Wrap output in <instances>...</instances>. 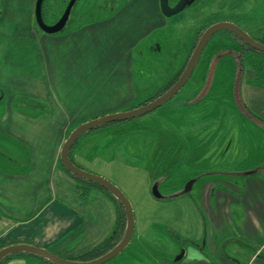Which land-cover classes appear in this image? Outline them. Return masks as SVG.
I'll list each match as a JSON object with an SVG mask.
<instances>
[{
	"label": "crops",
	"instance_id": "obj_1",
	"mask_svg": "<svg viewBox=\"0 0 264 264\" xmlns=\"http://www.w3.org/2000/svg\"><path fill=\"white\" fill-rule=\"evenodd\" d=\"M35 2L0 0V56L1 62L4 61L0 72L4 74L7 62L13 66L22 62L28 72L33 69V75L24 84L15 82V71L6 75L12 79L9 87L5 86L7 82L0 81V249L28 244L62 258L82 260L116 229L119 212L102 190L90 188L84 192L60 165V149L74 125L117 111L131 99L132 87L127 81L120 88L125 92L102 108L95 105L98 102L95 94L86 99L64 96L56 87L62 84V69L82 63L47 54L49 34L41 37L45 44L42 61L30 51L25 60L10 57L11 40L24 42L23 36H29L32 42L34 37L40 38L42 30L35 21ZM162 19L151 17V28L161 26ZM95 21L81 24L69 33L103 27L97 23L105 22ZM235 23L251 34L241 22ZM260 29L255 30L264 37V30ZM139 37L137 34L134 39L116 43L113 49L108 47L114 58L110 64L121 68L129 78L130 52ZM47 45L54 49L55 45ZM46 58L50 60L48 64ZM221 58L224 57L217 62ZM231 60L225 64L237 76L233 94L238 119L255 120L253 125L260 127L264 137V66L260 64L264 61L255 60L253 65L244 61L242 67L235 59ZM110 132L111 129L83 136L72 148L71 158L85 170L111 180L132 204L131 240L111 264H145L146 261L138 259L146 250L145 245L156 246L157 241L166 238L170 239V245L180 242L185 250L181 259L174 260L178 251L175 253L171 246L160 248L167 258L171 257L170 264H264V156L252 153L249 146L252 141L247 142L239 133L241 138L233 146L244 155L246 162L242 168L222 169L221 177L209 178L192 193L180 194L181 190L176 189L158 198L152 194V183L166 169L159 170L158 166L151 173L144 162L130 160L126 148H117L111 141ZM230 142L222 147L229 150ZM151 257L152 263L147 264L165 262L158 253H152ZM4 264L54 263L18 252Z\"/></svg>",
	"mask_w": 264,
	"mask_h": 264
},
{
	"label": "rangeland",
	"instance_id": "obj_2",
	"mask_svg": "<svg viewBox=\"0 0 264 264\" xmlns=\"http://www.w3.org/2000/svg\"><path fill=\"white\" fill-rule=\"evenodd\" d=\"M68 1L44 0L42 14L45 22H55L62 15ZM128 4L126 0H77L65 28L46 38V53L52 58L57 56L61 60L82 63L76 67L68 66L62 69V84H56V87L64 96L72 95L86 99L95 94V99L98 100L95 105L100 108L108 107L113 99H117V94L122 95L121 93L125 92L120 88L128 81L132 87L131 99L117 111L128 110L154 99L169 85L182 70L196 39H199L198 33L204 27L230 19L241 22L255 38H261L255 29L260 27V31L264 30V0L195 2L190 8L162 19V25L156 28H151L152 20L142 15V3L135 1ZM86 16H92L95 22L105 20L97 23L103 27H93L88 31L70 34L71 29L81 26H77L76 20ZM137 34L140 37L130 52L129 78L128 75H123L121 68L110 64L114 58H111L109 53H113L110 49H113L116 43L123 39H134ZM43 35L48 34L41 31L40 38L34 37L32 42L29 36H23L24 42L11 40L10 57L25 60L30 51L42 61V44L45 45L41 39ZM216 36L210 46L207 45L201 53L188 81L170 100L141 116L99 130L103 132L111 129V141L114 145L117 148H126L129 159L144 162L151 173L155 172V167L169 162L161 167L169 169L164 173L165 176L157 177L152 183V186L157 185L161 194L176 189L182 191L190 179H195L192 189L185 192L192 193L199 190L209 178L221 177L219 172L222 169L242 168L246 162L244 155L238 153V148H233L238 138H241L239 133L247 142L260 140L261 142H255L254 145L250 143L249 146L252 147V153L264 156V149L260 150V147L264 146L260 127L253 125L256 124L253 119L248 122L238 119L234 100L236 98L233 94L237 76L231 67L225 64H229L238 53L233 50L235 45L231 40L232 35L222 31ZM48 43L55 45L54 49L50 50ZM219 48L232 51L225 53L224 58L217 62L215 51ZM250 57H256L254 59L259 62L264 60V53L257 52ZM2 62L0 56V64H3ZM49 62L46 58V64ZM7 66L4 74L0 72V81L7 82L5 86L11 85L12 79L6 75L12 74L13 71L17 77L15 82L21 84L33 75V69L30 68L28 72L22 62L15 66L7 62ZM241 128L244 129L240 130ZM106 142L104 140V144ZM228 142L229 150L222 147ZM169 240L161 239L157 241L156 246L151 243L145 245L146 250L138 257L139 262L142 260L146 261L145 264L152 263L151 254L158 253L161 261H165L162 264H170L171 257L167 258L160 248L171 246L175 253L178 251L175 256L183 249L180 242L176 241L175 246L173 243L168 244ZM119 255L103 264H111Z\"/></svg>",
	"mask_w": 264,
	"mask_h": 264
},
{
	"label": "water",
	"instance_id": "obj_3",
	"mask_svg": "<svg viewBox=\"0 0 264 264\" xmlns=\"http://www.w3.org/2000/svg\"><path fill=\"white\" fill-rule=\"evenodd\" d=\"M76 2L77 0H69L62 15L52 24H48L45 22L43 18V14H42V7H43L44 0H36L35 20H36L38 27L48 34H56V33L61 32L65 28L67 22L69 21L72 8L76 4ZM160 2H161V6H162V10L164 14L171 16L173 14H177L178 12L183 10L185 7L190 5L193 2V0H179L173 6H170L168 4V0H160ZM224 30L229 31L232 35H234L235 37H238L245 44L255 49L257 52L264 53V43L254 38L252 35H250L247 31H245L239 25L235 24L232 21H227V20L214 23L206 27V29L199 36V39L189 59L187 60L185 68L183 69L182 73L180 74L176 82L171 87H169L166 91H164L162 94L158 95L154 99L144 104H141L139 106H136L134 108L123 110V111L111 112V113L101 115V116L89 119L87 121L81 122L79 125H77L71 130V132L69 133V135L66 137V139L64 140L62 144V147L60 149V160L62 164L64 165V167L77 176H81L83 178L89 179L103 186L104 188L109 190L117 198V200H119V202L122 204L124 208L125 216H126V223H125L124 233L121 239L110 250L90 260L66 259V258L59 257L44 248H40V247L28 245V244H16V245H9V246H6L0 249V261L8 254L25 252V253H30V254L44 257L54 264H103L106 261L118 255L129 244L132 234H133V230H134V212H133V207H132V204L129 198L124 194V192L116 184H114L108 178L102 175H98L93 172L87 171L84 168H81L78 165H76L73 162V160L70 158V149L73 146V144L77 141V139L86 131H89L95 127H98L106 123H110L114 121H124L128 119L136 118L138 116H141L147 112H150L160 107L161 105L166 103L168 100H170L190 78L198 62V59L203 49L205 48L206 44L208 43V41L212 38L213 35H215L219 31H224ZM227 52L229 51L228 50L221 51L220 53H218L216 58L218 59L220 56H222L223 54ZM193 182H194V179H190L186 183L185 188L183 189V191L180 192V194L190 191L193 185ZM151 190H152V194L155 197H158V198L163 197V195L158 190L156 184L152 186ZM184 252H185L184 249L181 250V253L176 255L174 260L181 259L184 255Z\"/></svg>",
	"mask_w": 264,
	"mask_h": 264
},
{
	"label": "trees",
	"instance_id": "obj_4",
	"mask_svg": "<svg viewBox=\"0 0 264 264\" xmlns=\"http://www.w3.org/2000/svg\"><path fill=\"white\" fill-rule=\"evenodd\" d=\"M76 18V17H75ZM74 18V19H75ZM73 19V18H72ZM94 19L95 18H93L92 16H89V18H87V16H86V18H79V19H77L76 20V24H77V26H79V25H81V24H85V23H87V22H91V21H94ZM228 21H232V22H234L233 20H230V19H227ZM235 23V22H234ZM235 24H237V23H235ZM211 25V24H210ZM206 27H208V26H206ZM206 27H204L201 31H200V33L198 34V36H200L201 34H202V32L206 29ZM198 36H197V38H198ZM254 37V36H253ZM255 38V37H254ZM257 40H259L260 42H263L264 43V37H261L260 39L259 38H256ZM197 39H196V41H195V44L193 45V48L191 49V51H190V53L188 54V57H187V59H186V62H185V64H184V66H183V68H182V70L170 81V83H169V85L168 86H166V88L165 89H163V90H161V92L159 93V95L160 94H162L164 91H166L169 87H171L175 82H176V80L179 78V76H180V74L182 73V71H183V69L185 68V65H186V63H187V60L189 59V57H190V55H191V53H192V51H193V49H194V47H195V45H196V43H197ZM250 49H251V47H250ZM256 53H257V51H256ZM239 57V56H238ZM236 61H237V59L236 58H234ZM238 60H239V58H238ZM244 61H249L250 62V64L251 65H253V64H256V63H254L255 62V59H253L252 57H250V55H248V56H246L245 58H242V60H241V62H240V60H239V62H240V64H241V66L243 67V63H244ZM260 61H264L263 59H261ZM252 62V63H251ZM262 66H264V62H261L260 63ZM215 68V67H214ZM241 70H243V68L241 69ZM158 96V95H157ZM156 96V97H157ZM150 100H152V99H150ZM150 100H148V101H150ZM148 101H146V102H148ZM146 102H144V103H146ZM143 103V104H144ZM141 105V104H140ZM124 121H126V120H124ZM124 121H114V122H110V123H106V124H103V125H100V126H98V127H95V128H93V129H91V130H89V131H86V132H84L78 139H77V141L73 144V146L71 147V149H70V158H71V151H72V148L75 146V144L83 137V136H85V135H87V134H91V133H95V132H98L99 130H101V129H103L104 127H107V126H110V125H114V124H118V123H120V122H124ZM78 124H76V125H74L69 131H68V133H67V136L69 135V133L71 132V130L74 128V127H76ZM169 155V154H168ZM72 159V158H71ZM73 160V159H72ZM73 162L76 164V165H78L74 160H73ZM59 163H60V165L62 166V168L66 171V172H68L73 178H75L78 182H79V184H80V186L82 187V189L84 190V192L86 193L90 188H98V189H100V190H102L106 195H108L114 202H115V204H116V206H117V208H118V212H119V222L120 223H118V225H117V227H116V229L112 232V234L109 236V237H107L97 248H95L91 253H90V255H87L84 259H82V260H90V259H93V258H96V257H98V256H100V255H102V254H104L105 252H107L108 250H110L120 239H121V237H122V235H123V233H124V229H125V223H126V216H125V212H124V208H123V206H122V204L119 202V200H117V198L109 191V190H107L106 188H104L103 186H101V185H99L98 183H96V182H94V181H91V180H89V179H86V178H83V177H81V176H77V175H75V174H73L72 172H70L67 168H65L64 167V165L62 164V162H61V160L59 159ZM166 163H167V161H166ZM169 163V162H168ZM79 167H81L80 165H78ZM82 168V167H81ZM159 170H161V167L159 168ZM169 169H166L165 170V172H167ZM165 172H162L161 174H160V176H165ZM17 253H11V254H8V255H6L3 259H1V261H0V264H4V262L7 260V259H9L11 256H13V255H16Z\"/></svg>",
	"mask_w": 264,
	"mask_h": 264
},
{
	"label": "flooded vegetation",
	"instance_id": "obj_5",
	"mask_svg": "<svg viewBox=\"0 0 264 264\" xmlns=\"http://www.w3.org/2000/svg\"><path fill=\"white\" fill-rule=\"evenodd\" d=\"M135 1H139L140 3H142L144 5V13H143V15L146 18L151 19V17L152 18L162 17L165 20L167 17H171V16L175 15V14H173L171 16L165 15L164 12H163V10H162V6H161L160 0H152L151 2H150V0H126V2L129 3L128 5L135 3ZM178 1L179 0H168V4L170 6H173ZM195 2L202 3L203 0H193V2L190 5H188L187 7H185L184 9L190 8ZM128 5H125V6H128ZM151 5H152V8H151ZM183 10H181L180 12H182ZM180 12H178V13H180ZM220 32H222V31H220ZM220 32H218V33H220ZM218 33H216L214 36H212V38L208 41V43L206 44V46L207 45H208V47L210 46L211 42L214 40L215 37H217L216 35H218ZM227 33H229V32H227ZM229 34L232 35L231 33H229ZM231 37H232L231 40H232V42L235 45V47H234L233 50H235L236 52H238L237 55H236V58H237V61L238 62H239V60L241 62L242 58H245L248 55L252 56V55H255L256 54V50L255 49H253V48L250 49V46H248L247 44H245L238 37H235L234 35H232ZM206 46H205V48H206ZM222 50H228L229 52L232 51V49L219 48V49L216 50L217 52L215 51V54H218V52L219 51H222ZM238 58H239V60H238Z\"/></svg>",
	"mask_w": 264,
	"mask_h": 264
}]
</instances>
